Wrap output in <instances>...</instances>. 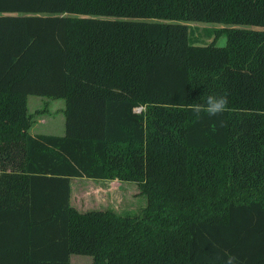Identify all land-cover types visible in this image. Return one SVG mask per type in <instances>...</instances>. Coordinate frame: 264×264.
Instances as JSON below:
<instances>
[{
    "label": "trees",
    "instance_id": "obj_1",
    "mask_svg": "<svg viewBox=\"0 0 264 264\" xmlns=\"http://www.w3.org/2000/svg\"><path fill=\"white\" fill-rule=\"evenodd\" d=\"M186 20L230 23L195 42ZM28 94L64 99L32 133ZM228 99L220 116L190 103ZM134 181L79 210L70 178ZM264 264V0H0V264Z\"/></svg>",
    "mask_w": 264,
    "mask_h": 264
},
{
    "label": "rangeland",
    "instance_id": "obj_2",
    "mask_svg": "<svg viewBox=\"0 0 264 264\" xmlns=\"http://www.w3.org/2000/svg\"><path fill=\"white\" fill-rule=\"evenodd\" d=\"M186 23L191 28L192 39L199 43H208L214 39L217 44H224L226 40L224 30L230 26V23L225 22L199 20H186ZM27 107L34 116L32 131L59 130L64 122L62 97L28 94ZM122 182L121 185H116L113 191H108V196L105 192L101 195L99 188L97 189L94 184L88 186L86 191L78 189L77 193L74 192L72 201L81 210L109 207L122 214L139 212L146 204V195L139 192L136 182L127 180ZM91 260L92 256L88 254H72V264H90Z\"/></svg>",
    "mask_w": 264,
    "mask_h": 264
},
{
    "label": "crops",
    "instance_id": "obj_3",
    "mask_svg": "<svg viewBox=\"0 0 264 264\" xmlns=\"http://www.w3.org/2000/svg\"><path fill=\"white\" fill-rule=\"evenodd\" d=\"M30 131L32 133H52V134H63L64 133V122H62V124L60 125L59 130H51V131H32V127L30 128ZM89 179V180H86ZM123 182L122 180H118V179H94V178H89V177H77V176H73L70 178V185H71V196H70V202L72 205H74L77 209L81 210V208L79 206H77L76 204L73 203L72 198H73V194L74 192L77 193V190H81V191H86L88 186H91L94 184V186L101 192H105V194H107L108 196V191H111L112 189L114 190V187L116 185H121ZM98 186V187H97ZM111 186V187H108ZM110 188V189H109ZM112 190V191H113ZM80 201H81V197H80ZM72 254H70V264H72Z\"/></svg>",
    "mask_w": 264,
    "mask_h": 264
},
{
    "label": "clouds",
    "instance_id": "obj_4",
    "mask_svg": "<svg viewBox=\"0 0 264 264\" xmlns=\"http://www.w3.org/2000/svg\"><path fill=\"white\" fill-rule=\"evenodd\" d=\"M188 108L195 115L206 113L209 117L220 116L228 109V99L223 95L210 94L203 103H190ZM226 264H237V258L229 255Z\"/></svg>",
    "mask_w": 264,
    "mask_h": 264
}]
</instances>
